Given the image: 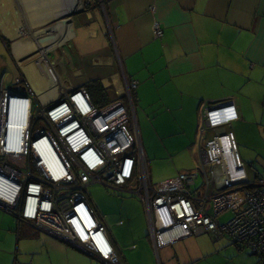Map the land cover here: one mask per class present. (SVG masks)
Returning a JSON list of instances; mask_svg holds the SVG:
<instances>
[{
  "label": "crops",
  "instance_id": "crops-1",
  "mask_svg": "<svg viewBox=\"0 0 264 264\" xmlns=\"http://www.w3.org/2000/svg\"><path fill=\"white\" fill-rule=\"evenodd\" d=\"M88 3L92 18L76 19L73 32L63 40L77 37L75 30H79L80 48L76 45L61 58L65 72L56 71L48 58L64 88H86V83L96 80L108 102L118 99L126 103L123 74L136 80L133 102L135 111L140 110L153 127L148 138L151 141L155 133L158 151L179 158L192 152L196 132L200 141L201 102L230 98L237 117L225 129L232 132L241 156L249 162L248 172L247 162L242 161L249 178H264V0H105L106 12L95 7L93 0ZM6 5L0 1V46L2 51L7 48L17 67L35 57L38 46L48 47V57L52 48L64 43L57 42L58 33L50 28L44 39L36 31L22 38L14 14L6 15ZM155 23L162 30L159 36L153 32ZM2 88L21 89L17 83L5 86L4 82L0 93ZM145 143L141 145L146 161L149 148ZM159 164L168 162L162 158ZM174 164L177 170L184 168L182 162ZM192 166L188 164L184 170L195 169ZM125 197L115 199L113 211L105 202L88 199L106 228L115 261L101 259L29 221H18L0 207L13 217H0V264H190L185 263L191 258H183V250L172 254L154 250L148 224L144 233V227L141 232L133 223V217L142 219L139 204ZM144 217L147 222L145 207Z\"/></svg>",
  "mask_w": 264,
  "mask_h": 264
},
{
  "label": "built area",
  "instance_id": "built-area-1",
  "mask_svg": "<svg viewBox=\"0 0 264 264\" xmlns=\"http://www.w3.org/2000/svg\"><path fill=\"white\" fill-rule=\"evenodd\" d=\"M153 32L162 34L157 23ZM34 62L42 67L35 75L39 89L24 72ZM22 70L21 89L0 93L1 208L115 261L85 190L101 183L142 200L154 250L213 234L249 248L264 264V178H249L233 134L225 129L237 117L233 100L201 102L197 166L153 182L133 102L136 80L123 74L128 102L98 105L86 88L62 86L44 48ZM228 209L231 217L221 222L218 215Z\"/></svg>",
  "mask_w": 264,
  "mask_h": 264
},
{
  "label": "rangeland",
  "instance_id": "rangeland-1",
  "mask_svg": "<svg viewBox=\"0 0 264 264\" xmlns=\"http://www.w3.org/2000/svg\"><path fill=\"white\" fill-rule=\"evenodd\" d=\"M2 2V0H0ZM5 4H7L5 11L7 14H14V23H16L19 34H21L22 38H25L24 36L28 37L29 33H33L32 31H36V34L38 37H43L46 35V31L48 28L53 30V33L57 35V42H64V39H67L69 35L73 32V25L76 26V19H83L85 18H92L93 14H91L93 11L91 8H89L90 3H88V0H82V9L81 11L83 13L79 12L62 15L64 10H66V6L69 3L70 0H33V2L36 4L35 9L38 10L39 6L41 4H46V7H49V3L52 2V11H49V18H41V14L39 16L34 17L35 13H31L33 16L32 22L28 18L29 15L26 16L25 12L21 10V2L20 0H4ZM94 6L99 8L100 10L103 9L104 12H106V6H105V0H93ZM44 2V3H40ZM88 3V4H87ZM91 6V5H90ZM105 6V9H104ZM42 7V6H41ZM89 15V16H88ZM66 20H69L66 21ZM88 20V19H87ZM90 20V19H89ZM66 21V24L64 22ZM73 23V24H72ZM79 30H75V33L77 37L69 38L66 42H64L62 45H59L57 47L52 48L48 52V58L50 61L54 62L56 65V71L63 74L65 72V66L62 63L61 58L64 57L65 53L69 50H73L76 45L80 46V39L78 37ZM26 33L27 35H25ZM61 33H64L61 35ZM30 36V35H29ZM44 39V37H43ZM56 42V43H57ZM93 42H95V39H93ZM44 47L38 46L36 51L39 52V49H42ZM80 48V47H79ZM3 47L0 46V81L1 85H11V83H17L18 85L19 80H21V76H23V70L22 67L25 66L27 63H23L19 65L18 67L16 64L12 61L10 55L7 52V48L4 47V51H2ZM45 49V48H44ZM37 56V54H36ZM34 57V56H33ZM2 64V66H1ZM70 70V68H68ZM19 71V72H18ZM71 71V70H70ZM3 81V82H2ZM137 104H135L136 107ZM136 116L138 125L140 128V136H141V144L144 146V140L146 147L149 148L148 151V157L146 155V165L150 173V178L153 182H158L163 179H166L169 176L176 175L178 172H184V171H190V170H184L186 165H190L193 163L192 168L197 166V163L199 162V156H198V150H199V142L197 138V132H196V144L192 150L191 153L182 154L179 158L173 156V154H166L165 156L162 155V152L158 151L160 149L159 145L160 142L157 141V138L155 136V133L151 136V141L148 138V133H150L151 129H153L151 123L145 119L144 114L136 108ZM150 124V125H149ZM233 129V128H232ZM210 133L207 132L203 135V139L205 140L207 137H209ZM194 138V136H193ZM193 141V139H192ZM204 145V142L202 143V146ZM146 148V150H147ZM239 157L241 161L244 163L245 160L240 154V148H237ZM145 154V152H144ZM172 155V156H171ZM197 156V158H196ZM165 158L168 162V164H159V161ZM182 162L184 165V168H181L179 170L176 169V166L174 162ZM247 170L250 171V168L248 167L249 162H247ZM255 168H257L256 163L253 165ZM199 182V180H198ZM86 194L88 196V199H91L92 202L97 201L101 203H106L109 210L113 211L116 207L115 199H123V197L128 196L125 191H117L112 188H106L101 183H92L87 188H85ZM126 193V194H125ZM122 196V197H121ZM126 199H134L135 202L139 204V214H142V219L138 215L136 217H133V223L137 226L141 232L143 231L142 227H144V233H146L147 229V222L144 217V205L142 200L139 197H125ZM232 215V212L228 209L224 212L220 213L218 215V218L221 222H224L228 220ZM1 216H8L13 219L11 214L4 213L0 211V217ZM44 235V234H42ZM41 235V236H42ZM45 236V235H44ZM160 250L169 251L170 254L174 253V250H183V258H191L185 263L190 264H247L248 261L251 259L255 260L252 264H257L259 262V256L256 254H253V252L247 248L243 247L242 249H239L236 244L231 243L226 238L222 236H216L213 234H201L198 236H189L185 238L184 240H180L176 243H173L172 245H167L161 248ZM179 253V252H178ZM173 258H175V255L173 254ZM258 258V262H256Z\"/></svg>",
  "mask_w": 264,
  "mask_h": 264
},
{
  "label": "bare ground",
  "instance_id": "bare-ground-1",
  "mask_svg": "<svg viewBox=\"0 0 264 264\" xmlns=\"http://www.w3.org/2000/svg\"><path fill=\"white\" fill-rule=\"evenodd\" d=\"M20 2H21V10L23 12H25L26 16L29 15L28 18L30 19L31 22L33 21L32 20L33 16L31 15V13H33V12L35 13L34 17L37 18V16H39L41 14L42 15L41 18H43V19L49 18V11L53 12L52 11V9H53V7H52L53 3L52 2L49 3V7H46V4H41L42 7L39 6V8H37L38 10L35 9L36 4L33 2V0H20ZM40 3H44V2H40ZM68 4L66 6V10H64L62 15H66L67 12L70 11V9H69L70 7ZM77 4L79 6V1ZM43 42H42V44H44ZM49 45H51L50 42H49ZM41 47H44L45 49L48 48V47H45L43 45H41ZM41 69H42V67L40 65V62H34V64L32 66L24 68V72H25L27 78L31 82L32 87L35 89H39V87H40V83L35 78V75H37L39 73V71H41Z\"/></svg>",
  "mask_w": 264,
  "mask_h": 264
},
{
  "label": "trees",
  "instance_id": "trees-1",
  "mask_svg": "<svg viewBox=\"0 0 264 264\" xmlns=\"http://www.w3.org/2000/svg\"><path fill=\"white\" fill-rule=\"evenodd\" d=\"M85 87L91 93L93 98L98 102V105L105 104L109 101L106 97L104 88L100 85L98 81H89L88 83H86ZM100 98L102 99L100 100Z\"/></svg>",
  "mask_w": 264,
  "mask_h": 264
},
{
  "label": "water",
  "instance_id": "water-1",
  "mask_svg": "<svg viewBox=\"0 0 264 264\" xmlns=\"http://www.w3.org/2000/svg\"><path fill=\"white\" fill-rule=\"evenodd\" d=\"M78 1H79V6H78ZM82 0H70L69 1V9H70V11H68L67 12V14H66V16L68 15L69 16V14L71 15V14H73V13H75V12H78V11H80L81 9H82ZM66 21H68L69 22V20H66ZM65 21V22H66ZM64 22V23H65ZM34 59H37V56H35V57H33L30 61H32V60H34Z\"/></svg>",
  "mask_w": 264,
  "mask_h": 264
}]
</instances>
